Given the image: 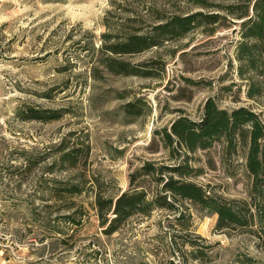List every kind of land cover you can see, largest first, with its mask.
Segmentation results:
<instances>
[{
	"label": "rangeland",
	"instance_id": "374dc122",
	"mask_svg": "<svg viewBox=\"0 0 264 264\" xmlns=\"http://www.w3.org/2000/svg\"><path fill=\"white\" fill-rule=\"evenodd\" d=\"M152 7L198 10L186 0H0V264H196L187 236L208 246V264H231L244 255L264 264L261 224L218 231L216 216L189 203L187 229L162 210L134 216L112 235L99 225L98 192L115 197L145 162H173L155 131L183 116L198 121L209 98L226 110L246 107L264 123V99H249L236 73L241 20L226 16L210 31L196 29L125 57L133 64L163 63L159 78L114 76L95 62L91 48L100 44L107 22L147 15ZM139 99L144 114L124 115L122 106ZM33 112L59 117L26 119ZM76 139L88 146L87 159L77 168H57L53 148ZM245 156L246 148L231 153L216 141L192 155L190 164L201 168L192 180L225 200L248 201L252 179ZM55 181L84 189L59 199Z\"/></svg>",
	"mask_w": 264,
	"mask_h": 264
},
{
	"label": "trees",
	"instance_id": "16d2710c",
	"mask_svg": "<svg viewBox=\"0 0 264 264\" xmlns=\"http://www.w3.org/2000/svg\"><path fill=\"white\" fill-rule=\"evenodd\" d=\"M186 1L198 10L178 14L164 13L152 7L147 15L125 17L115 25L107 22L100 44L91 48L97 52L95 62L107 74L114 76L159 78L165 71L163 63L152 59L133 64L125 57L161 48L166 42L181 40L196 29L210 31L212 26L223 24L228 16L241 20L240 41L236 44L234 55L238 78L245 81L249 99H264V0H221L229 1L226 5L213 4L209 0ZM211 6L218 9L204 11ZM220 11L225 13L224 17L219 14ZM122 107L124 115L132 118L144 114L145 105L140 99L127 102ZM147 109L149 112L150 108ZM25 117L28 120L51 121L59 116L33 112ZM155 135L159 136L163 149L167 150L169 160L173 162L170 165L145 162L130 175L127 191L112 198L100 192L95 195L97 218L106 235H112L134 216H149L157 210L175 215L176 223L187 229L190 227V214L185 213L186 203L216 216L215 229L218 231L245 229L256 220L264 234V123L258 114L243 106L222 109L213 98H209L204 102L198 121L179 117L168 128L155 131ZM219 140L225 142L227 151L231 153H236L238 148H246V170L252 179L248 201L225 200L192 180L201 173V168L190 164L192 155L211 149ZM78 142L79 139L64 141L53 148V164L57 168H77L87 159L88 146ZM141 182L144 185H140ZM145 185L147 188H144ZM52 188L59 199L81 195L84 189L78 184L57 181ZM67 221L77 223L72 217ZM175 237L172 236L174 242ZM184 243L191 247L187 251L191 261L196 264L210 262L206 251L208 246L200 245L188 236ZM231 264L257 262L244 255Z\"/></svg>",
	"mask_w": 264,
	"mask_h": 264
}]
</instances>
